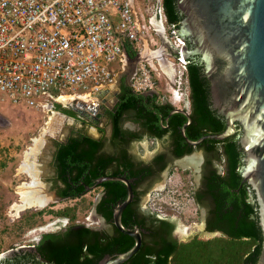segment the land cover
<instances>
[{
  "label": "flooded vegetation",
  "instance_id": "obj_1",
  "mask_svg": "<svg viewBox=\"0 0 264 264\" xmlns=\"http://www.w3.org/2000/svg\"><path fill=\"white\" fill-rule=\"evenodd\" d=\"M179 12L182 15L178 23L181 27L185 15L180 10ZM184 38L188 60L199 64L201 76L208 83L209 106L227 125L226 115L214 105L211 79L206 73L202 54L197 48L198 44L189 34ZM186 77L188 91L183 103L176 104L160 89L140 93L144 97H154L155 103L166 105L168 108L165 115L158 112L159 117L154 118L153 122L159 124V127L153 126V130L145 127L142 119L135 120V111L132 109L123 111L118 119H114L109 113V110L115 111L118 94L123 86L131 88L127 76L118 79L116 89L113 91L105 92L101 98L95 96L87 105H78L79 110L63 107L73 112L70 115L80 126L72 127L63 138L54 140L50 159L53 168L50 188L54 193L48 192L46 188L51 196L44 204L20 210L33 207L32 217L38 216L40 224L33 226L34 221L26 224L28 232L34 233L28 234L27 242L13 249L11 255L21 252L29 255L28 260L22 263L74 264V245H80L78 260L88 264H99L106 257H114L123 252L119 250L121 234H128L122 232L116 225L114 212L126 195L122 197L119 192L112 190L111 186L102 185V182L96 184L98 177L91 182L78 180L68 185L58 178L54 162L57 145L59 142H66L70 135L75 137L87 135L99 140L97 154L112 157L107 167L109 175H123L129 179L133 196L122 210L121 223L140 232L141 244L137 249H140V253L153 260L160 254V249L165 243L179 245L194 238L206 240L229 236L228 231L237 224L235 207L241 198L245 199L244 190L247 191V200H253L255 194L252 183L242 175L247 156L240 142L243 125L236 119L234 126L237 131L226 137L236 138L235 150L241 153L238 166L240 183L231 187L229 180L234 161L228 158L225 151L226 138L222 140L205 138L197 144L190 142L207 133L195 138L192 136L199 129L195 126L187 74ZM131 90L135 92L132 88ZM108 92L112 94L110 101L106 98ZM80 100L83 101L82 98ZM71 103L75 104L74 100ZM149 106L151 107L150 104ZM60 107L54 103L52 112L55 116L63 118L65 115L57 114L55 111L63 109ZM180 110H185L186 113ZM54 123L59 125L57 121ZM115 124L120 128L117 134H114ZM90 128H94L97 135L90 134L88 132ZM146 140H150L151 148L147 155L144 154ZM189 158H194L195 162ZM127 161L131 163L129 167L131 169L126 168ZM131 172L134 174L130 175ZM171 181L175 182L176 187L171 191V200H165L162 190ZM122 183L126 188L125 183ZM241 188L243 191H240ZM95 189L99 190L95 197L89 200L84 198L88 192ZM64 190H67L66 194H63ZM74 200L85 204L76 207L74 204L79 203H74ZM18 201L19 199L15 202ZM180 202H189L195 209V217L185 215L183 209H180ZM12 209L15 210L14 207ZM184 220L189 222L188 225ZM84 228H88L89 231L84 232ZM128 236L134 244V238ZM58 256L65 257V260L58 263ZM168 264H171V261Z\"/></svg>",
  "mask_w": 264,
  "mask_h": 264
},
{
  "label": "built area",
  "instance_id": "obj_2",
  "mask_svg": "<svg viewBox=\"0 0 264 264\" xmlns=\"http://www.w3.org/2000/svg\"><path fill=\"white\" fill-rule=\"evenodd\" d=\"M158 28L170 43L162 60L172 73L160 61L138 58L130 86L138 93L159 90L164 78L167 95L180 104L188 91L183 40L162 0H0V99L47 115L54 103L64 104L62 95L83 94L89 102L116 81L111 62L122 60L124 43L137 53L157 46Z\"/></svg>",
  "mask_w": 264,
  "mask_h": 264
},
{
  "label": "water",
  "instance_id": "obj_3",
  "mask_svg": "<svg viewBox=\"0 0 264 264\" xmlns=\"http://www.w3.org/2000/svg\"><path fill=\"white\" fill-rule=\"evenodd\" d=\"M176 5L185 15L181 27L172 23L176 35L183 40L181 55L185 67L189 60L184 36L189 34L198 44L211 79L214 105L227 117L223 131L210 132L190 142L197 144L205 138L222 140L237 131L236 119L242 123L240 142L247 154L242 175L252 183L258 204L263 240L256 264H264V0H176ZM105 92L101 90L95 96L101 98ZM87 104L81 101L69 103L68 107L79 110L78 105ZM105 180H120L126 185V197L116 208L114 220L122 232L134 238V244L99 264H120L141 244L140 232L121 223L122 210L132 199L133 190L123 175H103L95 183Z\"/></svg>",
  "mask_w": 264,
  "mask_h": 264
},
{
  "label": "trees",
  "instance_id": "obj_4",
  "mask_svg": "<svg viewBox=\"0 0 264 264\" xmlns=\"http://www.w3.org/2000/svg\"><path fill=\"white\" fill-rule=\"evenodd\" d=\"M162 4L167 21L180 23L182 15L177 8L176 0H162ZM124 47L129 55L136 53L131 49L128 42L124 43ZM187 76L195 126L199 129L192 136L195 138L204 133L223 131L226 126L225 121L209 106L208 83L201 76L199 64L193 60H189L187 64ZM56 106L59 108L60 104L56 103ZM128 109L134 110V119H142L145 127L150 130H153V126L159 127V124L153 122L154 118L159 117L158 112L165 115L168 111L166 105L155 103L154 97H144L124 85L118 94L115 111L109 110V113L114 119H118L120 114ZM63 111L67 114L73 113L71 110L64 108ZM159 131L157 130V132ZM119 132V126L115 124L114 134ZM235 142V137L225 139V151L228 158L234 161V168L229 180L231 187L238 186L241 179L238 170L241 153L235 150ZM99 144V140L87 135L80 137L70 135L66 142H59L54 157L58 178L68 185L78 180L91 182L99 176L109 175L107 167L112 157L103 154L98 155ZM126 164V168L131 169L129 168L131 163L127 161ZM131 174H134V172H131ZM101 184L111 186V189L119 192L122 197L127 194L124 184L119 180H105ZM240 191H243L242 188ZM66 192L67 190H64L63 194H66ZM244 194L245 199L241 198L235 207V213L238 216L237 224L230 228L228 237L220 236L206 240L194 238L179 245L165 243L160 249V254L153 260L140 253L139 249L129 259L120 264H168L169 261H171V264H256L261 253L263 232L259 223L255 194L253 200H247L246 190H244ZM83 231L88 232L89 230L84 228ZM132 244L133 240L128 235L121 234L120 251L127 250ZM80 251L81 246L74 245V264H88V262L78 260ZM28 258L29 255L23 252L16 253L1 259L0 264H18L25 262ZM64 260L65 257L60 256L58 263Z\"/></svg>",
  "mask_w": 264,
  "mask_h": 264
},
{
  "label": "rangeland",
  "instance_id": "obj_5",
  "mask_svg": "<svg viewBox=\"0 0 264 264\" xmlns=\"http://www.w3.org/2000/svg\"><path fill=\"white\" fill-rule=\"evenodd\" d=\"M111 66L118 70L119 61L117 59L112 61ZM127 75L129 79V73ZM118 77L117 75L116 81L110 85V91L116 89ZM159 89L165 94L168 93L167 83L164 78L159 82ZM108 93L106 98L107 101H110L112 94L111 92ZM67 106L68 103H64L61 104L60 108ZM55 111L64 113L63 115L65 116L59 118L53 114L54 112H49L47 115V113L24 102L14 103L8 97L0 99V260L11 256L13 249L25 244L29 237L28 234L32 235L34 233H30L26 229L28 222L34 221L33 226L40 224L38 216L32 217L33 207L26 208L18 214H15V210L12 209L13 203L19 199L18 190L20 185L22 182L31 179L27 173L19 170L24 151L30 144H33L32 139L34 137L40 136L44 128L49 131L46 132L45 142L40 147V153L35 159V163L42 165L38 176L40 187L47 188V191L53 194L54 190L50 188V184L53 181V168L50 163L52 145L55 139L63 138L72 127L77 128L80 126L79 122L74 120L70 114L65 113L63 109ZM56 121L59 125L54 123ZM88 132L92 135H97L94 128H90ZM144 147V154H149L151 151L150 140L144 142ZM174 183L172 181L169 182L162 190L165 200H171V191L176 187ZM98 191V189L90 191L84 198L89 200L95 197ZM75 202L79 203V205L74 204L76 207L85 204V202L77 200H74ZM180 209H183L185 215L195 217V209L189 202H180ZM184 223L188 225L189 222L184 220Z\"/></svg>",
  "mask_w": 264,
  "mask_h": 264
},
{
  "label": "bare ground",
  "instance_id": "obj_6",
  "mask_svg": "<svg viewBox=\"0 0 264 264\" xmlns=\"http://www.w3.org/2000/svg\"><path fill=\"white\" fill-rule=\"evenodd\" d=\"M167 68V67H166ZM165 68V69H166ZM86 95L83 94H75V95H62L60 96V100L64 103L76 102L75 99H79L77 102H81V98L84 99ZM57 114H62L60 112H56ZM63 115V114H62ZM40 133V136L34 137L33 144L24 151L23 160L19 165V170L24 171L27 175L30 176L29 181H24L20 185L18 190L19 194V201L15 202L12 207L15 209V213L19 212L24 207H30L32 205H42L44 202L51 196V193H47L43 186L40 187L39 184V175L41 164L35 163V159L37 158L38 154L40 153V147L45 142L46 139V132H49L47 129H43ZM43 146V145H42ZM192 157V156H190ZM195 157V156H194ZM189 160L194 161V158H189ZM195 162V161H194ZM42 184V183H41ZM43 187V188H42Z\"/></svg>",
  "mask_w": 264,
  "mask_h": 264
},
{
  "label": "crops",
  "instance_id": "obj_7",
  "mask_svg": "<svg viewBox=\"0 0 264 264\" xmlns=\"http://www.w3.org/2000/svg\"><path fill=\"white\" fill-rule=\"evenodd\" d=\"M156 34H157V38H158L157 46H153L151 44H146V46L144 47V49L140 53H137V51H136V53L134 55H129L128 52L126 51L125 47H124L125 50L123 53V58L121 61H119V69L117 70V75L119 76L118 79L120 77H123V76L128 77L127 74L129 73V80H131V78H132V76L136 70V64H137L138 58L148 59L152 63H154V62L157 63V61H160L163 69L168 74L171 75L172 69L170 68V66L168 65V63L166 61L162 60L163 59V53H168V51H171L170 45H169L170 43L166 39L164 34L161 32V30H159V28L156 29ZM130 47H131V45H130ZM131 49L133 50L132 47H131ZM125 73H127V74H125ZM109 90H110V88H109Z\"/></svg>",
  "mask_w": 264,
  "mask_h": 264
}]
</instances>
